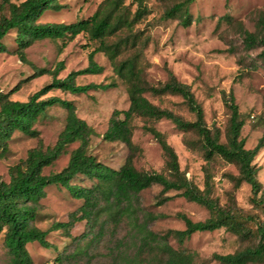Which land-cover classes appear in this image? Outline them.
<instances>
[{
	"label": "rangeland",
	"instance_id": "1",
	"mask_svg": "<svg viewBox=\"0 0 264 264\" xmlns=\"http://www.w3.org/2000/svg\"><path fill=\"white\" fill-rule=\"evenodd\" d=\"M103 1L61 0L63 7L60 10L45 12L39 21L74 22L90 16ZM179 1L142 0L140 7L144 8L143 14L130 27H122L107 37V43H125L114 61L105 53L97 52L94 59L102 67V72L75 78L77 84L113 83L114 86L106 90H89L85 94L53 90L44 95H55L73 103L77 116L95 131L89 144V153L110 167L118 168L130 154L123 143L102 139L112 111L126 109L129 105L128 83L115 72V66L127 58L135 59L141 79L149 85L165 82L170 74L186 84L203 109L205 124L219 131L220 142H226L229 119V110L223 103L222 92H232L244 120L240 137L244 140L245 148L252 149L264 133V60L257 56L261 48L246 50L243 47L238 24L241 23L248 31H254L256 15L264 11V0H195L188 5L191 17L188 26L181 23L183 11L177 12L172 18L164 16L165 11ZM123 4L130 21L139 7L138 0H123ZM14 36L15 32L11 31L3 38L7 52L0 53V91L8 92L19 84V89L10 95L11 99L19 101H25L30 94L50 81L51 76L48 74L25 81L33 73V67L52 70L61 61L63 68L57 77L64 78L71 71L85 68L89 52L99 45L98 41L90 40L84 33L71 40L43 39L25 50L27 62L24 63L15 53ZM144 95L156 106L171 110L186 120H193V114L188 111L180 96L153 95L148 91ZM65 116L66 111L58 105L48 108L47 117L35 124L39 138H30L14 131L7 152L0 157V177L8 181V167L25 158L27 151L36 146L38 140L44 146L52 145L63 128ZM131 124L135 146L131 154L138 170L165 172V157L159 145L143 130V125H151L164 134L175 150L179 168L189 181L203 189L206 169L211 176V196L220 205L262 218L259 207L252 202L249 185L241 183L238 187L234 186L232 178L238 174L237 166L219 156L206 161L195 132L181 131L167 119L135 117ZM76 145L68 146L66 152L53 165L46 167L43 173L62 169L67 163L69 152ZM253 164L263 188L264 146L254 156ZM73 182L82 186L91 184L82 176H77ZM159 192L160 186L153 185L139 193L141 207L158 215L149 224V228L155 232L183 229V221L176 217L178 212L186 214L192 221H201L209 216L204 207L186 201L176 191H170L168 195L173 197L158 205ZM81 203V200L73 198L60 186L45 188L33 225L47 231L46 238L51 247L44 248L36 241L28 243L26 248L32 264H115L108 252L119 239H124L123 242L127 244L123 248L132 251L133 245L127 242L129 235L125 223L116 229L106 228L99 238H94L97 227L90 232L84 220L70 228L69 236L61 229H50L54 222L67 221L69 213ZM246 225L254 228L251 222ZM82 234L83 237H79ZM3 240L4 231L0 232V264H12ZM253 242V238L243 241L225 228L193 233L181 244L175 238H169L174 248L193 252L196 264H220L212 258V254L233 253Z\"/></svg>",
	"mask_w": 264,
	"mask_h": 264
},
{
	"label": "trees",
	"instance_id": "2",
	"mask_svg": "<svg viewBox=\"0 0 264 264\" xmlns=\"http://www.w3.org/2000/svg\"><path fill=\"white\" fill-rule=\"evenodd\" d=\"M195 0H181L174 3L164 13L172 18L177 12L183 11L181 23L188 26L191 17L188 5ZM139 7L130 21L124 11L123 0H104L88 17L70 23H42L40 18L47 11H58L63 7L61 0H0V53L7 52L3 38L11 31L15 32V53L26 63L25 50L34 42L50 40H71L84 33L99 45L88 54V64L85 68L71 71L64 78H58V72L63 68V62H58L54 69L33 67L31 76L25 81L50 75V81L28 96L25 101L13 100L10 95L19 89V84L8 92L0 91V157L8 150V142L12 133L18 131L30 138H39L35 124L47 117L48 108L58 105L66 111L63 128L52 145L44 146L38 140L36 146L30 148L25 158L8 167V181L0 177V232L4 231V247L10 256L12 264H32L26 245L36 241L44 248L51 247L46 230H41L33 222L37 217L39 200L45 195V188L56 185L64 188L70 196L81 200V205L68 215L64 222H54L50 229H61L69 236L70 228L79 221H85L94 238L104 234L106 228L116 229L125 223L132 251L123 248L124 239L116 241L109 250V255L115 264H196L195 254L184 248H174L169 238H175L178 243L191 237L196 232H210L225 228L239 239L245 241L254 239L253 244L233 253L212 254V258L220 264H264V187L256 177L253 159L260 148L264 146V133L252 149L244 146L240 137L244 120L238 111L232 92H222V100L229 110L226 129V142H220L219 131L210 129L204 121L201 105L195 99L190 88L175 79L169 78L158 85H149L141 79L135 59H125L115 66V72L127 81L129 105L126 109L112 111L108 125L102 133V139L108 142L123 143L130 154L118 167L113 168L98 160L89 153V144L95 131L75 112L71 101L58 96H45L53 90L71 94H85L89 90H106L113 83L77 84L75 78L86 74L102 72L94 55L105 53L114 61L120 54L122 41L107 43V37L116 33L122 27H130L144 12ZM225 18L229 19L228 16ZM239 24L243 47L246 50L261 48L257 54L264 60V11H259L255 19L254 31H248ZM153 95L175 94L180 96L184 105L193 114V120H186L171 110L160 108L150 102L145 92ZM135 117L149 120L167 119L181 131H193L197 135L203 157L210 161L219 156L237 166L238 174L232 179L234 186L241 183L249 185L252 202L259 207L262 218L245 215L233 207L219 204L211 196V176L204 169L203 189L189 181L179 168L175 150L169 145L164 134L151 125H143V130L149 133L159 145L164 157L165 172L138 170L133 164L131 152L132 121ZM76 143L68 155L66 165L58 170L44 174L43 170L66 152L68 146ZM82 176L91 181L89 186L78 185L74 178ZM153 185L160 186L157 204L161 205L173 196L170 191H176L188 202L204 207L209 216L201 221H192L182 212L176 217L183 221L184 228L155 232L149 224L158 218L157 214L145 211L140 204L139 193ZM251 222L254 228L246 224ZM86 236V235H85ZM79 237H83V234ZM78 238V237H77ZM126 242V243H127ZM123 248V249H122Z\"/></svg>",
	"mask_w": 264,
	"mask_h": 264
}]
</instances>
